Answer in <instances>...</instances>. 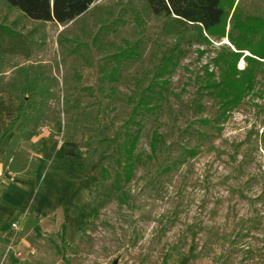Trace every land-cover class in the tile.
Here are the masks:
<instances>
[{
  "label": "rangeland",
  "instance_id": "obj_1",
  "mask_svg": "<svg viewBox=\"0 0 264 264\" xmlns=\"http://www.w3.org/2000/svg\"><path fill=\"white\" fill-rule=\"evenodd\" d=\"M140 5L96 0L62 25L30 20L0 0V25L16 34L0 31V126L23 101L36 150L56 146L36 169L32 139L15 145L10 179L0 177V264H264V65L223 116L200 80L206 66L218 75L212 62L233 49L227 38L180 41L168 18L150 14L140 34L132 22ZM117 18L127 24L99 31ZM140 37L139 57L120 60L114 81L100 79L95 65L121 40ZM179 41L183 54L153 88L152 109L127 128H140V161L124 191H113L108 140L129 99L151 83L159 51ZM153 131L163 144L152 156Z\"/></svg>",
  "mask_w": 264,
  "mask_h": 264
},
{
  "label": "trees",
  "instance_id": "obj_2",
  "mask_svg": "<svg viewBox=\"0 0 264 264\" xmlns=\"http://www.w3.org/2000/svg\"><path fill=\"white\" fill-rule=\"evenodd\" d=\"M95 1L5 0L10 7L17 9L30 20L39 23L53 21L62 25L83 16ZM133 9L135 10L132 22L140 34L144 32V16L150 14L156 18H168L180 41L193 38L196 41L209 43L205 34L216 39L227 38L233 49L217 53L212 62L218 69V75L206 66L200 80L201 88L209 89L213 93L223 116L229 109L236 107L242 97L253 89L256 70L264 65V4L247 3L246 0H142V5ZM104 22L99 31L107 25L114 27L117 22L121 25L127 24L126 20L121 18L114 19L113 22ZM0 31L16 35L1 25ZM180 41L172 46H164L159 51L156 63L148 71L151 83L140 87L136 96L129 99L132 106L126 118L115 127L112 137L108 140L110 144L108 147L112 148L111 153L116 163L113 191L123 190L132 178L135 163L140 161V155L135 154L140 128L134 131L127 128L130 125H139L135 122V117L152 109L153 106H149V103L155 94L153 88L159 83L167 82L165 77L183 54ZM140 43L141 37L132 41L121 40L122 46H118L115 53L104 56L95 65L96 72L101 76L100 79L114 81L118 73V62L122 59L138 58ZM78 44L72 51L78 47ZM245 51L247 54H244ZM241 57L244 67L238 69L237 63ZM99 91L102 94V90ZM27 99L33 108L38 106L34 91L29 92ZM97 103H99L98 100L89 105ZM24 106L23 101L19 102L10 120L0 130V145L9 133L21 134L25 130L21 121L24 116ZM199 121L205 124L210 123L207 118ZM161 143L163 144L162 137L157 131H153L150 140L152 156L161 147ZM190 153H193L192 149ZM104 172L105 169L101 168L100 173Z\"/></svg>",
  "mask_w": 264,
  "mask_h": 264
},
{
  "label": "crops",
  "instance_id": "obj_3",
  "mask_svg": "<svg viewBox=\"0 0 264 264\" xmlns=\"http://www.w3.org/2000/svg\"><path fill=\"white\" fill-rule=\"evenodd\" d=\"M3 127L0 126V130ZM24 127H25V130L21 134H17V133H14V132L9 133L7 135V137L5 138V140L3 141V143L0 145V177L1 176L8 177L7 176L8 173H5L6 172V168H7V164H8V162H9V164L13 163L12 161H13L14 157L17 155L16 154V150H15L16 149L15 145L18 144L20 141H21V144H22V143L28 142V141H25L24 139H28V140L32 139L30 141H33L32 142L33 143V150H34V152L37 155L36 156L37 160H35V168L36 169L41 168L43 166V164H42L43 157L49 156L50 154H52L53 150H55V148H56L55 144L52 143V142L49 145L47 143H45V142H41V144H39V148H42V147L43 148L41 150H39V148L36 150V146H38L37 145L38 144V142H37L38 140L33 139L31 135H30L31 137L29 139L28 138V136H29V128H28L27 125H24ZM38 139H39V141L47 140L44 137H41V138H38ZM10 167H14V165H11ZM16 168H17V166H16ZM16 168H14V169L17 170ZM12 174L14 175L15 173H12ZM8 179H10V177H8ZM3 225H5V223Z\"/></svg>",
  "mask_w": 264,
  "mask_h": 264
},
{
  "label": "bare ground",
  "instance_id": "obj_4",
  "mask_svg": "<svg viewBox=\"0 0 264 264\" xmlns=\"http://www.w3.org/2000/svg\"><path fill=\"white\" fill-rule=\"evenodd\" d=\"M225 42H227L226 40H224ZM243 65V61L241 60L240 61V66H242Z\"/></svg>",
  "mask_w": 264,
  "mask_h": 264
},
{
  "label": "built area",
  "instance_id": "obj_5",
  "mask_svg": "<svg viewBox=\"0 0 264 264\" xmlns=\"http://www.w3.org/2000/svg\"><path fill=\"white\" fill-rule=\"evenodd\" d=\"M11 226L14 227V228H16V224L15 223H12Z\"/></svg>",
  "mask_w": 264,
  "mask_h": 264
},
{
  "label": "water",
  "instance_id": "obj_6",
  "mask_svg": "<svg viewBox=\"0 0 264 264\" xmlns=\"http://www.w3.org/2000/svg\"><path fill=\"white\" fill-rule=\"evenodd\" d=\"M112 264H116V263L114 262V263H112Z\"/></svg>",
  "mask_w": 264,
  "mask_h": 264
}]
</instances>
